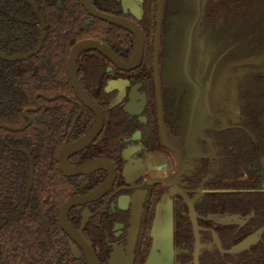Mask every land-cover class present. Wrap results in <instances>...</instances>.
Returning <instances> with one entry per match:
<instances>
[{
  "label": "flooded vegetation",
  "instance_id": "af4514ba",
  "mask_svg": "<svg viewBox=\"0 0 264 264\" xmlns=\"http://www.w3.org/2000/svg\"><path fill=\"white\" fill-rule=\"evenodd\" d=\"M31 1L19 14L0 4L15 51L0 62L43 86L24 124L0 122L25 128L0 129L38 119L31 142L56 147L61 264H264V60L247 62L264 55V0H165L158 49L159 0H89L136 31L82 0ZM88 40L104 51L72 55ZM16 150L28 161L19 214L36 158Z\"/></svg>",
  "mask_w": 264,
  "mask_h": 264
},
{
  "label": "trees",
  "instance_id": "16d2710c",
  "mask_svg": "<svg viewBox=\"0 0 264 264\" xmlns=\"http://www.w3.org/2000/svg\"><path fill=\"white\" fill-rule=\"evenodd\" d=\"M0 4L11 14H19L24 9L20 0H0ZM8 23L0 21V50L14 53L11 46L5 44L10 42L4 32L7 29L10 34L11 24ZM1 67L0 122L20 126L26 121L23 109L31 105L34 92L43 83L40 79H31L28 70L15 69V64L0 62ZM35 123L21 132L0 129V223L7 219L0 228L3 264H61V237L58 235L61 231L58 221L61 181L57 176L56 147L47 149L31 142L33 131L38 130L34 129ZM21 146L35 155V185L24 211L17 214L28 179V161L16 150Z\"/></svg>",
  "mask_w": 264,
  "mask_h": 264
},
{
  "label": "water",
  "instance_id": "95a60500",
  "mask_svg": "<svg viewBox=\"0 0 264 264\" xmlns=\"http://www.w3.org/2000/svg\"><path fill=\"white\" fill-rule=\"evenodd\" d=\"M27 1L30 2L33 5V7L35 8L34 3L31 0H27ZM82 1H83L84 6L87 8V10L92 15H95V16L100 17L102 19L108 20L109 22H112L114 24L121 25V26H123V27H125V28H127V29H129L131 31H136L135 26L132 23L126 22V21H121V20H119L117 18H114V17H111V16H107L105 14L99 13L97 10H95V8H93V6H91L89 0H82ZM164 6H165V0H159V10H158V18H157V26H156V42H157L156 45H157V49H158V46H159V35H160V31H161L162 16H163ZM36 13H37V11H36ZM103 47H105V46H103L102 44H100L99 42H96V41H92V40L83 41V42L79 43L78 45H76L74 47L72 55H75L79 50H81V49L83 50L85 48H90V49L94 48V49H98L100 51H104ZM29 55H27V56H29ZM137 55H139L138 52H137ZM0 56H3L4 58H7L5 55H1L0 54ZM27 56H18V57H13V58H8V59L24 58V57H27ZM261 60H264V55L258 56L256 58H251L247 62H259ZM243 63L244 62H242V63L241 62L229 63L227 65V67H226V70L228 69V66H230L232 64L240 65V64H243ZM154 70H155V74H156L157 86H158V89H159L160 81H159V69H158L157 52H156V55H155ZM71 77H72V75H71ZM72 80H73V83L75 84L76 81H75L74 75H73ZM195 82L198 83L199 86H201V88L203 87V85L201 84L200 80L195 79ZM0 127L7 128V129H10V130H22V129L25 128V126L16 128V127H12V126H9V125H4V124H0ZM22 150L28 155L29 160H30L29 185H28V189H27V193H26V196L28 197L30 189H31V187L33 185V179H34L33 157L28 153V151L25 148H23ZM59 163H60V167H61V154H60V157H59ZM72 201L73 200H69L64 205L63 210H62V225L67 230L69 228H68V225L65 222V218L64 217H65V213H66L67 209L71 206ZM60 222H61V215H60ZM250 241H251L250 239L244 241L240 246H238V248L246 247L250 243ZM148 264H155V263L154 262H149Z\"/></svg>",
  "mask_w": 264,
  "mask_h": 264
},
{
  "label": "rangeland",
  "instance_id": "374dc122",
  "mask_svg": "<svg viewBox=\"0 0 264 264\" xmlns=\"http://www.w3.org/2000/svg\"><path fill=\"white\" fill-rule=\"evenodd\" d=\"M204 1V3H203V7H204V5H205V1H207L208 2V0H203ZM185 2H187V3H191L192 1L191 0H185ZM204 16H205V14H204ZM178 17V16H177ZM203 17V14H200V11L195 15V21H196V19L197 18H202ZM179 21H180V17H179ZM179 21H177L178 23H179ZM181 21H182V19H181ZM225 21H227V22H229V20H225ZM196 33V32H195ZM196 40H203V38H199L198 39V37L196 38ZM197 41V42H198ZM226 51L227 52H231V50H233L234 48L236 49L237 48V45L235 44V42L234 41H229V40H226ZM198 45H199V43H197ZM232 72V73H231ZM231 76H229L228 77V80H230L231 81V85H234V82H235V80H234V75L236 74V72H239V71H234V69H232L231 70Z\"/></svg>",
  "mask_w": 264,
  "mask_h": 264
}]
</instances>
